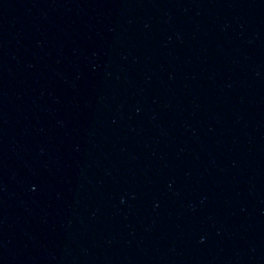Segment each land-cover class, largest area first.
Returning <instances> with one entry per match:
<instances>
[{"label":"water","instance_id":"1","mask_svg":"<svg viewBox=\"0 0 264 264\" xmlns=\"http://www.w3.org/2000/svg\"><path fill=\"white\" fill-rule=\"evenodd\" d=\"M0 264H264V0H0Z\"/></svg>","mask_w":264,"mask_h":264}]
</instances>
